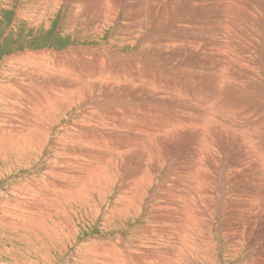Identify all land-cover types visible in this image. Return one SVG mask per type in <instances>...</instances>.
Instances as JSON below:
<instances>
[{
	"label": "rangeland",
	"instance_id": "1",
	"mask_svg": "<svg viewBox=\"0 0 264 264\" xmlns=\"http://www.w3.org/2000/svg\"><path fill=\"white\" fill-rule=\"evenodd\" d=\"M25 2L0 0V63L27 51L37 57L54 52L56 55L68 53L72 58L78 54L79 57V51L100 53V57H104L100 61L102 68L124 70L122 74L135 76L138 84L132 87L128 77L120 78V87L112 78L100 82L102 87L110 88L109 95L116 97L113 98L115 103L108 110L104 109L107 113L101 111L111 118L119 112L120 118L131 120L130 125L142 126L145 133L117 129L108 134L109 130L102 129L103 135L108 134L107 137L116 142L108 161L110 168H116L114 187H121L125 181H137L122 194L108 197L100 194L103 214L95 222L81 214L80 208L85 206L83 197L69 204L38 202L37 214H26L28 202L31 203L27 187L40 188L44 181H41V174L45 176L56 153L69 152V148H75L79 141V130L74 127L81 121L74 115L78 107L64 113L60 111L73 101V95L65 98L64 105L56 114H51L52 117H40L47 119V122L44 120L46 126L54 125L42 142H29L28 153L23 149L18 152V162L8 160L9 150L0 152V264H105L99 259L100 246L114 244L115 254L122 256L130 250L132 235L145 236L149 220L158 219L157 214L171 216L166 210L155 215V207L165 205L170 197L167 194L169 185V192L182 197L178 196L181 207L197 201L208 204V211L202 206L199 212L208 226L201 224L204 229L201 234L204 238L205 235L208 239L214 238L215 243V251H212L204 241L210 257L200 253L198 262L182 264H264V98H260L264 95V0H63L54 9L50 3L41 20L38 15L24 14L26 19L19 15L21 4ZM29 10L39 13L33 7ZM220 18L226 21H219ZM103 48L111 56L106 54L108 61ZM82 59L80 56L79 60L69 62L67 70L72 76L83 63ZM1 67L4 65L0 64V80L6 82V73ZM57 77H61L58 85L62 88L67 77ZM131 90H136L137 97L131 96L134 93ZM5 94H8L7 104L12 102L11 94L8 91ZM214 94H217V102L213 104ZM245 107H258L252 112L253 118L247 114H241L242 119L237 116ZM133 109L135 113L141 111V115L132 119ZM0 110L1 127L6 122L12 125L28 122L21 117L11 118L9 105L0 104ZM203 114L204 118L201 117ZM58 116L60 118L55 122L48 121ZM255 119L262 125L252 126ZM232 120L242 122L240 131L245 135L226 127L225 122ZM175 121L179 122L175 124L177 126L166 127ZM120 122L116 118L104 125L115 129L114 123ZM66 125L68 131L63 129ZM255 132L263 133L260 148L253 144L257 142L251 137ZM14 143L13 140L9 145ZM222 177L225 179L224 196L218 200L214 187L218 179L224 181ZM165 180L168 185H158ZM19 185L25 186L23 194L17 190ZM96 187L92 188L98 191ZM34 196L38 200L41 191L38 189ZM119 196H127L126 203L131 204H125L120 214L113 213L114 219L108 223L104 218L119 206ZM15 203L19 206L15 207ZM157 228L154 225L152 230ZM135 243L142 246L137 240ZM164 243L160 240L156 245Z\"/></svg>",
	"mask_w": 264,
	"mask_h": 264
},
{
	"label": "bare ground",
	"instance_id": "2",
	"mask_svg": "<svg viewBox=\"0 0 264 264\" xmlns=\"http://www.w3.org/2000/svg\"><path fill=\"white\" fill-rule=\"evenodd\" d=\"M5 1L7 2L8 0H5ZM62 2H63V0H26V2L24 4H21L20 10L22 11V13L19 15L22 16V18L26 17L24 14L32 16V17H35L38 15L39 19L41 20L44 18L45 12H47L48 9L50 8V5H49L50 3L53 4L52 8L54 9V8H58V6ZM32 7H33V9L38 10L39 13L35 14L31 10L28 11V9H32ZM50 10H52V9H50ZM214 14H215V12H214ZM224 14H225V12H224ZM230 14H232V13H230ZM207 15H209V14H207ZM229 16H231V15H229ZM221 19H224L226 21L225 18H220L219 21H221ZM28 24H30V26H38L37 23H34L33 25L31 23H28ZM221 26H223V24ZM221 30H222V28H221ZM200 39H201V37H200ZM196 43H200V42H196ZM163 46H166V45H163ZM172 46H174V45H172ZM71 51H73V50H70V52ZM94 51H96V50H94ZM102 51H103V55L105 54L104 55L106 58L105 60H107L108 56H110V55L104 51V48L102 49ZM92 52L87 50V52L83 51L81 53V51H79L80 56L83 57V59L80 61H83V63H81V65H79L73 71V72H75L74 73L75 75H73V76L69 72V70H67V67H69V65H70L69 62L72 59L73 60H75V59L79 60V57H80V56L78 57L79 54L77 56H75L74 58H72V56L68 55V53L56 55V53H54V52H46V53L42 54L41 57H37L35 53L27 51V52H22L21 53L22 55H19L18 57L15 56L13 58H10L8 61L6 59V61H3L0 63V64L4 65V67H3L4 69L2 67L1 68L6 73L4 78H6V80H7L6 82H3L4 79L0 80V104L3 103L5 105H9V109L10 108L12 109L10 114H9V116L11 118L14 119V118H20L21 117L24 119H28L27 124L26 123H23V124L19 123V125H12V124H6L7 123L6 122L5 124H3L2 127L0 125V146L2 147V150L0 152H1V154H3L4 151L9 150L10 153L8 155V160L15 159V161L18 162V158L16 157L18 155V152L21 149H23L28 153L30 151V144H29L30 141L38 140L39 142H42V140L45 138V134L50 132L48 129L54 125V123H52V124L46 126V124L44 122L47 119L46 120L44 119L45 121L43 120L44 115H50L52 117L51 114H56L58 108H61V106L64 105L65 98H70V96L73 95V101L69 102L68 104H65V106H63L62 109L60 110L61 113H64L65 111L68 112L73 107L77 106L78 111L75 110L76 113L74 115L79 116V118L81 119L79 124L75 123L76 125H74L75 129L77 131L79 130L77 132L78 137H79V141H76L75 148H69V150H70L69 152H61L59 154L56 153L55 158L52 159V161H51V165L47 168V172H46L45 176L41 174V177H40L41 181L42 180H44V181L42 182V186L40 188L37 186H32V185L27 187L26 193L30 194V197H31V199H30L31 203L27 201L28 206L26 208V214H28V215H36L37 214V211L40 209V205L38 202L44 203L46 201H49V202H53V203L59 202V203H63V204H69V203H72L73 201L77 200L78 198L83 197L85 206L83 205L80 208V210H82L81 214L84 216H87L91 222L92 221L95 222V220L96 219L98 220L100 215L103 214L102 207L100 205V194L107 196V197L112 195V194H115V195L120 194L124 190H128L130 185L131 184L134 185V183L137 181V180L125 181V182H122L121 187H117V188L114 187L115 186V178H117L116 168H114V167L110 168L108 166V163H109L108 161H110L109 152L111 151V149L114 146H116V142L112 138H108L107 135L110 134L111 132L113 133V131L115 132L117 129H129L134 133L144 134L145 133L144 128L142 126H141L142 128L139 127L140 125L138 126L135 123L130 125L131 120L129 121L128 118H125V119L120 118V116H118V114H120V113L116 112L115 108H113V110L117 114H113L112 118L110 116H106L105 113L102 112L101 110H104V109L108 110L110 108V106L115 103L113 101L114 95H109L110 88L102 87L100 85V82L105 81L107 79L111 80V78L115 84H118V83L120 84L119 81L122 80L120 78L126 79L128 77L130 79L129 84L132 85V87H136L138 85L137 81H136L137 79H135L136 78L135 76L125 75L126 73L122 74L124 70L122 72L113 71V70L111 71L110 69H108L109 66L107 68H102L100 66V63H101L100 61L104 57L101 58L100 53L92 54ZM155 52H157V51L155 50ZM145 53H147V52H145ZM159 53H160V51L158 52V54ZM74 54L76 55V52ZM210 54L213 55L212 52H210ZM72 55H73V53H72ZM214 56H216V55H214ZM77 60H75V61H77ZM44 61L45 62L47 61L46 65L43 64ZM116 63L118 64V62H116ZM162 63H161V65H162ZM100 68H102L103 70L101 71ZM117 69H119V68H117ZM83 71H86L85 75H83ZM171 72H173V71H171ZM57 76L67 77L66 84L62 85V88H60L58 85V80H60L61 77H57ZM71 77L77 78L79 80V82L77 83L76 82L77 80L75 81V79L74 78L72 79ZM118 77H119V79H115ZM60 81H62V80H60ZM80 82H82V83H80ZM140 83H141V81H140ZM152 83H154V82H152ZM156 85L159 86L157 84V82H156ZM112 86H114V85H112ZM139 86L141 87V84H139ZM119 87H120V85H119ZM114 88H112V89H114ZM124 88H125V86H124ZM143 88H145V87H143ZM126 89L128 90L129 88L127 87ZM135 89H137V88H135ZM117 90H118V88H117ZM5 91H8L11 94L9 96H11V98H12V102H10L8 104L6 101V96L8 94H5ZM131 91L134 92L133 95H131V96L137 97L138 93L135 94L136 90L135 91L131 90ZM145 91L147 92V88ZM146 92H144V93H146ZM139 93H141V92H139ZM177 93H178V91H177ZM110 94H112V93H110ZM127 94L130 95L128 92H127ZM127 94H125V95H127ZM125 95H124V97H125ZM60 97H61V101H59ZM144 97H146V96H143V98ZM216 97H217V94H214L213 95V104L216 101ZM260 98H264V95L261 94ZM114 99H116V97ZM140 99H142V98H140ZM125 103H126V101H125ZM130 105H129V107H130ZM133 105L135 106V104H132V106ZM218 105H220V104H218ZM218 105H216V106H218ZM218 108H220V107H218ZM257 109H258V107H255L253 109H247V107H245L244 111L242 113H238L237 116L239 117L241 114H247V116H251L253 118L254 116L252 115V112L257 110ZM217 110H219V109H217ZM131 111H132V108H131ZM138 111H139V109H138ZM105 112L107 113V111H105ZM120 112H121V110H120ZM133 112H134V109H133ZM129 113H128V115H129ZM139 113L134 112L133 114H130L131 118L133 119L135 116L139 115ZM2 114H3V112H2ZM205 114L201 115V117L204 118ZM140 115H141V113H140ZM41 116H43V117L40 118ZM59 118H60V116L54 118L53 120L49 119L48 121L55 122ZM116 118L118 120L120 119L121 122L120 123H114L115 129H113V128L108 129L105 127V125H104L105 122H108L109 120H113V122H114L116 120ZM240 118H241V116H240ZM259 119L260 118H258V120ZM238 120L237 121L232 120L231 122L226 121L225 122L226 127L229 130L239 131L240 133L244 134L245 132L240 131V129H242V128H241V126H239L242 124V122L238 121ZM258 120L257 119L253 120L252 126H256V125L259 126V124L261 122ZM29 121L30 122L34 121V122L30 124ZM122 121H124V122H122ZM136 121H137V118H136ZM177 122L178 121H175L174 123L169 122L166 127L167 128L175 127L178 125V124L175 125ZM221 122H222V120H220V123ZM263 122H264V120H263ZM111 123L109 124V126L111 125ZM79 125H81L80 129L77 128V126H79ZM261 125L262 124H260V126ZM252 126H251V128H252ZM63 129L68 131L69 126L66 125L63 127ZM102 129L109 130L110 132L106 135H103ZM66 134L69 135V133H66ZM47 136H48V134H47ZM252 136H253V140L257 139V142L253 143L254 146L260 148V144L263 145L261 142L263 140V139H261V136H263V133L258 134L255 132V134L254 133L251 134V137ZM29 137H30V139H29ZM58 138L60 139V137H58ZM63 139H64V137H63ZM13 140L15 141V143L12 145H9V142H11ZM64 140L66 141V139H64ZM71 141H73V140H71ZM246 141L248 142L247 137H246ZM4 146H5V148H4ZM256 150H257V148H256ZM258 152H259V150H258ZM83 168L86 170H84ZM79 169H83V171L82 172L76 171ZM45 177H46V179H45ZM223 179L224 178L222 177V180ZM199 183H201V182H199ZM158 185H161V187H162V185H168V183L165 180L163 183L161 182ZM224 185H225V179H224V181H221L218 179L217 184H215L214 192H215V194L218 195L217 196L218 200H220L222 198V196H224V190H223V189H225ZM93 186H97L96 188H98L99 190L97 191L96 189L92 188ZM169 187H171V185L168 186V190H167V194H169L168 197L169 196L170 197H169L168 201H166L163 198L164 202L166 201L164 203L165 205H158L157 207H155V209L157 208V210H156L157 212L155 213V215L158 212L160 213V212H163L166 210L167 212L171 213V216L168 218L165 216L166 214H164V215L160 214L163 216H160V215L157 216L158 215L157 214L156 217H158V219H155V221L149 220L150 225H153V226L155 225V227H158L157 230L159 232H155L157 230L153 231L154 230L153 226H150L148 224V226H147L148 228L147 229L145 228L146 232H145V236L143 238L136 237V236L132 235V237H134V238L131 237V239H130L132 241L129 245L130 250L125 251V254H122V256H117V254H115L116 250L114 248H116V247L114 244H109L108 247L100 246V257H99V259L102 263H105V264H170V263L182 264L181 262H190V261L198 262L197 259H198V256L200 253H202L204 255V257L209 256V252L206 251V245H204L205 242L210 246V248H209L210 250L215 251L214 250L215 243H213L214 238L212 237L213 238L212 240H211V237L208 239L207 235H205V234H204L205 235V238H204L201 234V232L204 231L202 226L206 225V227H208L205 219H204V223H203L202 214H199L202 206H204L205 211H208V204H206V203L199 204L202 202L200 200H202L203 197H201V195H199L200 198H202V199L199 198V201H200L199 203L197 201L193 205L181 207V204H182L181 199H178V196L180 197V195L172 194V191L169 192L170 191ZM87 188H92V189H90V191H86L85 189H87ZM216 188L218 189L217 191H215ZM24 189H25L24 185H22V186L19 185L17 187V190L20 191V193L22 192V194L24 192ZM38 189L41 191V196L39 197L38 200H35L34 194L36 193V191ZM94 190H96V192H94ZM181 192H183V191L181 190ZM214 192H213V194H214ZM178 194H180V193H178ZM94 196H96V197H94ZM146 196H147V193H146ZM165 196H167V195L165 194ZM19 197H20V199L23 198L21 196H19ZM126 197L123 198V197L119 196V206L114 207L115 210H113V211L111 210L109 212L110 215H108L104 218L105 221L108 220L107 222L110 223L109 222V220H110L112 222L114 219V214L118 215L122 212L123 209H125V204H127L126 202L128 201V200L126 201ZM180 198H182V197H180ZM204 199L206 201L207 198L204 197ZM211 200H210V202H213ZM129 204H131V203H129ZM129 204H127V205H129ZM14 206L18 207L19 204L15 203ZM132 206H133V203H132ZM140 207H142V206H140ZM140 207L137 206V208H139V209H140ZM153 208L154 207H152V209ZM160 210H163V211H160ZM168 210H170V211H168ZM88 212H93V213L88 214ZM153 212H155V211H153ZM138 214H140V213H138ZM121 215H123V214H121ZM121 215H119V216H121ZM155 215H154V217H155ZM159 217H160V219H159ZM199 221L200 222L202 221V223H199ZM201 224H202V226H201ZM135 232H136V230H135ZM142 232H144V230L141 231V233ZM164 234H165V237H164ZM242 238H243V234H242ZM130 240H128V241H130ZM135 240H137L139 242V244L142 246H139L138 244H136ZM160 240H164L165 243L160 245V246L156 245V242L160 241ZM217 240H219L218 236H217ZM235 242H234V244L237 245L238 242H236V243ZM117 243L119 244V241ZM118 257L120 258V260H118Z\"/></svg>",
	"mask_w": 264,
	"mask_h": 264
}]
</instances>
